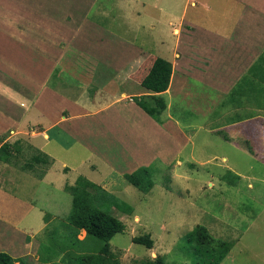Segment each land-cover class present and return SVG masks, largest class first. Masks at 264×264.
Listing matches in <instances>:
<instances>
[{"label": "crops", "instance_id": "1", "mask_svg": "<svg viewBox=\"0 0 264 264\" xmlns=\"http://www.w3.org/2000/svg\"><path fill=\"white\" fill-rule=\"evenodd\" d=\"M31 1L28 4L26 0H0V118L6 121L7 116L10 117L6 125L0 124V139L3 135L7 139L9 132L20 131V138L5 139L6 143L22 141L28 136L30 142L37 140L40 144L36 148L34 144L30 145L47 156L45 148L50 141L60 147V156L56 153L48 156L53 163L41 178L26 173L34 178L37 185L43 184L62 192L66 185L72 186L79 176H83L113 192L112 184L116 177L121 178L123 174L149 166L156 160L174 159L183 144L190 141L181 131V127L184 129L187 125L174 116L175 112H202L206 119L203 124H194L196 133L208 126L211 129L206 132L211 134L232 129L231 136L248 143L249 147H243L248 151L253 150L255 144H264V61L261 60L264 57V0H167L164 3L166 7L159 8L164 15H169L166 22L169 34L164 39L161 36L156 39L154 34H150L156 25L153 19L147 23L137 22L135 28L127 30L129 36L119 35L110 28L104 29V23L100 22L101 34L91 40L96 51L83 57L86 60L83 78L92 79L96 87L93 95L86 98L82 94L64 93L53 82L45 84V57L56 58L51 72L59 60L54 48L59 41L57 25L60 21L56 8L60 0ZM179 4L182 14L190 12L191 15L212 12L213 5L225 4L227 16L222 15L223 20L213 17L212 22L197 23L186 21L182 15L178 20V38H173L171 26L174 25V31H177L178 24L175 25L172 15L165 12ZM146 26L147 37L142 39L139 32ZM83 29L79 40L86 45V32L90 36H96V33L95 28L90 31ZM184 30L189 31L188 34ZM69 50L72 51L70 54L75 52L71 44ZM33 54L36 60L32 59ZM156 58L169 62L172 70L168 89L161 94L166 103L163 124L151 119L133 101V98L149 94L135 76L143 65H150ZM32 62L34 68L29 67ZM257 63L260 65L253 71ZM12 77H17L20 82L16 85ZM29 78L34 79L30 92ZM20 93L32 104L31 115L14 111V103ZM195 103L202 106L196 107ZM20 106L28 111L25 103ZM206 108L209 109L208 115L203 113ZM28 125L31 128L36 125V131L28 129ZM29 132L34 136L28 135ZM231 136L229 139H234ZM85 137H94L104 146L116 145L124 159L127 157L128 167L120 170L108 166L110 172L97 176L99 165L95 163L96 169L90 168L89 177L80 175L76 172L78 165L103 158L84 141ZM77 147L81 151H89L91 156L69 163ZM101 161L104 162L103 159ZM5 165L0 162V252L22 259L21 253H29L33 246L31 240L43 241L38 235L45 223L49 227L63 219L57 215L56 218H48L34 202L8 189L6 184L17 186L18 181L13 178V173L9 178L4 176L10 169ZM2 172L5 174L1 175Z\"/></svg>", "mask_w": 264, "mask_h": 264}, {"label": "rangeland", "instance_id": "2", "mask_svg": "<svg viewBox=\"0 0 264 264\" xmlns=\"http://www.w3.org/2000/svg\"><path fill=\"white\" fill-rule=\"evenodd\" d=\"M166 1L60 0L58 8H56L60 21V24L57 25L59 26L57 27L59 41L54 48L55 53L58 52L59 60L52 71L54 73L52 78L51 70L55 66L53 60L56 58L45 57L44 74H47V77L44 78L45 84L48 81V83L53 82L64 93L82 94L85 98L91 97L96 87L93 86L92 79L83 78L85 76L84 61H86L83 57L87 53L93 55L96 51L92 47L91 40L92 37L99 38L101 34L100 22L104 23V29L110 28L111 31L119 35L127 34L129 36L130 33L127 30L135 28L137 22L147 23L149 19H153L156 25L153 31L150 30V34H154L156 39L159 36L164 39L169 34V29L166 26L169 15H164L159 8L164 9ZM176 1L179 2L180 0ZM26 2L32 3L31 0H26ZM181 7L180 4L175 5L173 9L168 10L170 12H165L172 15V22L175 25L178 24L182 15L186 21L197 23L202 21L206 23L205 20L212 22L213 17L223 20L222 15L227 16L225 4L213 5L214 11L212 12H199L193 13V15L190 12L182 14ZM27 10L31 12L30 9L27 8ZM88 22L92 24H88ZM179 25H177V31H174V29L176 30L174 25L171 26L173 30L170 32L173 38H178ZM183 27L186 26L183 25ZM83 28L88 29V31L95 28L94 34L96 33V36H90L89 32H86L87 46L79 40L83 35ZM188 32L184 30L185 34ZM139 33L140 38L147 37L145 35L147 26L144 31ZM192 37L194 39V35ZM77 43L78 45H76ZM70 44L75 51L72 54L69 53L72 52L69 50ZM160 47L162 48V46ZM34 55L32 59L36 60ZM20 64L24 65L23 62ZM29 67L34 68L33 62L29 64ZM11 80L16 85L20 82L17 77H12ZM31 84H34V79L29 78V92L30 89L33 90L30 88ZM20 89H23V86ZM17 95L19 98L14 103V111L17 114L23 115L28 112V115H31L33 113L32 104L24 97V94ZM30 97L32 100V94ZM21 103L27 105L28 111L20 106ZM195 105L196 107L202 106L199 103H195ZM206 109L207 111L203 113L210 114L209 109ZM174 116L187 125L184 129L181 127V131L186 135V138H190V141L183 144V148L177 153L176 158L163 162L156 160L152 163L154 168L151 179L154 186L151 191L148 194H142L129 185L122 176H120L121 178L116 177L112 184L113 192L109 193L127 205L130 211H120L113 208L110 210V213L125 225V231L116 234L110 241L111 256L120 264H146L159 257L163 259L165 264H206L207 258L202 261L200 254L198 256L193 255L190 250L188 251L189 247L185 243V236L195 226L202 225L212 239L231 244L229 253L220 264H264V155H261L264 151V144H255V148L248 151L243 147L244 145L249 147V144L242 142L238 137L231 136L230 131L232 129H223L216 134H211V132H206L210 128L208 126L196 133L197 128L194 127V124H203L206 119L202 112H175ZM8 117L6 121L0 118V124L6 125L10 118ZM165 117L166 112H163L161 115L163 122ZM28 121L32 123L30 120ZM28 129L35 132L36 125L32 128L28 125ZM20 133V131L9 132L7 139L6 135H3L0 142L3 141V145L7 142L6 140L12 137L20 138ZM28 135L34 136V133L29 132ZM230 136L234 139L230 140ZM29 140L30 137L28 136L23 137L22 141L17 140L16 142H19L22 151L11 159L10 164L4 163L7 165L5 168L10 169L5 171L6 174L2 172L1 175L5 174L4 176L7 175L9 178L13 173V178L18 181L17 186L6 184V187L34 202L38 208L43 209L48 218L50 216L56 218L57 215L61 217L60 219H66L71 210L70 195L64 191L56 192L43 184L37 185L34 178L21 169L30 156L36 154L33 147L40 145L37 140L33 142ZM84 141L103 157L105 164L101 158V160L97 158L91 160L92 163L90 164H93L91 166L89 163L82 166L78 165L76 172H79L80 175L89 177L91 169H96L95 163L99 165L97 176H102L101 173L110 172L108 166L120 170L128 167L127 157L124 159L123 153L116 145L106 144L104 146L102 141H98L94 137L93 139L85 137ZM30 143L34 146L32 147ZM59 148L56 143L50 141L45 150L48 156L51 153L60 156ZM87 156H91L89 151H81L77 147L69 163ZM51 165L48 167L51 168ZM42 170L44 168L39 166L38 172L33 175L37 177ZM22 172L24 173L22 174ZM95 181L99 183L98 180ZM57 224L59 222L49 227L45 225L38 236L39 239H43L44 244H49L52 247L51 257L53 252L59 255L54 261L66 264L62 259L67 257V251L63 248L68 247L65 242L72 243V240H70L71 237L69 239L68 236L64 237L69 232L68 229L65 230L66 232L60 233V230L51 235ZM84 235L83 231L80 232L78 239L82 240ZM145 235H149L153 241L152 249L132 242L134 237ZM63 237L65 240H62ZM48 238H50L49 241ZM39 241L31 240L33 246L29 250L27 249L29 253L24 255L21 253L22 263L15 261L13 264H45L42 263L43 260L38 251ZM56 243H63L64 247L62 245L56 246ZM76 247L74 246V250L79 254H91L101 247V243L96 240H88L86 247Z\"/></svg>", "mask_w": 264, "mask_h": 264}, {"label": "trees", "instance_id": "3", "mask_svg": "<svg viewBox=\"0 0 264 264\" xmlns=\"http://www.w3.org/2000/svg\"><path fill=\"white\" fill-rule=\"evenodd\" d=\"M264 61V57H261ZM260 63L253 66L252 70H256ZM171 64L161 58H156L152 63L143 65L140 72L135 76V80L139 82L142 88L149 92L146 96L133 98L134 103L151 119L158 124H163L161 115L166 109L164 97L161 95L168 89L171 79ZM22 151L19 142L13 144L4 143L0 147V162L10 164L11 159ZM36 154L23 164L22 170L34 174L38 172L39 166L44 168L37 178H41L46 168L51 165L52 160L44 153L35 151ZM154 165L139 167L132 173L123 174L124 180L136 188L142 194H148L154 186L151 179L152 169ZM37 167V168H36ZM35 176V175H34ZM64 191L71 197V210L66 219H63L52 230V234L66 232L64 237H71L72 243H67L68 247H64L67 251L66 258L62 261L66 264H120L114 259L110 253V241L116 235L125 231V225L110 210H127L129 207L122 203L114 195L92 183L83 176H79L72 186L66 185ZM52 226V225H51ZM84 232V238L78 239V234ZM63 237L62 240H65ZM50 238H48V241ZM88 240H96L101 243V247L91 254L77 253L74 246L86 247ZM47 241V242H48ZM132 242L142 245L147 249H152L153 241L149 235L134 237ZM185 243L193 255L201 256L202 261L207 258L206 264H220L229 253L231 244L228 242L214 240L208 234L206 228L202 225L195 226L186 236ZM74 250V255H73ZM39 254L42 257V263L45 264H62L55 262L54 259L59 255L56 252L52 254V247L49 244L39 243ZM21 259H13L8 254L0 252V264H13ZM146 264H165L161 257ZM204 264V263H202Z\"/></svg>", "mask_w": 264, "mask_h": 264}]
</instances>
